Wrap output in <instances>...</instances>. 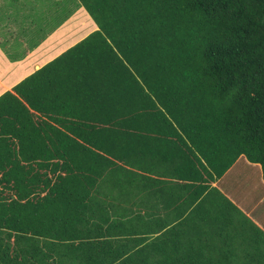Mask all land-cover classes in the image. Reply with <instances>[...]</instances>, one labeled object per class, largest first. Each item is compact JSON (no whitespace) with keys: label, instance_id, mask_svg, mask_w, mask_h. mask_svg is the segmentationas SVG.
<instances>
[{"label":"trees","instance_id":"16d2710c","mask_svg":"<svg viewBox=\"0 0 264 264\" xmlns=\"http://www.w3.org/2000/svg\"><path fill=\"white\" fill-rule=\"evenodd\" d=\"M77 1L97 28L0 94V264H264L214 185L264 182V0Z\"/></svg>","mask_w":264,"mask_h":264},{"label":"crops","instance_id":"0c3cea01","mask_svg":"<svg viewBox=\"0 0 264 264\" xmlns=\"http://www.w3.org/2000/svg\"><path fill=\"white\" fill-rule=\"evenodd\" d=\"M57 2L60 0H1L0 94L97 28L86 10L77 6V0H70L71 9L62 14L65 18L54 20L51 6ZM40 13L43 19L39 18ZM82 15L89 24L80 20ZM31 38L35 41L31 42ZM218 181L222 187L215 184ZM215 183L264 230V215L254 209L264 203V182L259 164L239 156Z\"/></svg>","mask_w":264,"mask_h":264},{"label":"rangeland","instance_id":"374dc122","mask_svg":"<svg viewBox=\"0 0 264 264\" xmlns=\"http://www.w3.org/2000/svg\"><path fill=\"white\" fill-rule=\"evenodd\" d=\"M0 2H1V0H0ZM79 7V6H78ZM54 10H53V9ZM67 9H71V4H70V0H60V2H57L55 5H52L51 6V10H52V18L55 20V19H57L58 17H61V18H63L65 15H62L64 12H66L67 11ZM87 13V12H86ZM42 14L40 13L39 14V18L40 19H43L44 18V16L42 15ZM90 16V15H89ZM42 17V18H41ZM65 18V17H64ZM62 20V19H61ZM79 25H81V23L79 24ZM31 40V42H33V41H35V39L34 38H31L30 39ZM34 43H36V42H34ZM237 167H239V166H237ZM242 177H243V175H241ZM243 183L245 184V185H247V182H245L244 180H243ZM215 184H217V186H219V187H222L221 186V184H220V182L218 181V182H216ZM256 207L257 208H254V209H256V213H261L262 215H264V203H259L258 205H256Z\"/></svg>","mask_w":264,"mask_h":264}]
</instances>
